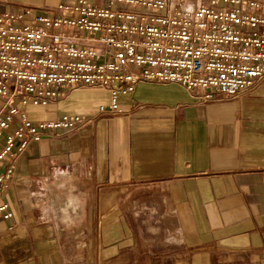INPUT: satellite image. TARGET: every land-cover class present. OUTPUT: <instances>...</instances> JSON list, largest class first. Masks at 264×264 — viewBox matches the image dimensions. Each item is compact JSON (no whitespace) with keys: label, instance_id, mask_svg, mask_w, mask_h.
<instances>
[{"label":"crops","instance_id":"obj_1","mask_svg":"<svg viewBox=\"0 0 264 264\" xmlns=\"http://www.w3.org/2000/svg\"><path fill=\"white\" fill-rule=\"evenodd\" d=\"M106 100L76 86L29 108L33 120L83 121L16 157L0 264H264V80L204 102L140 82L115 115L97 111Z\"/></svg>","mask_w":264,"mask_h":264},{"label":"built area","instance_id":"obj_2","mask_svg":"<svg viewBox=\"0 0 264 264\" xmlns=\"http://www.w3.org/2000/svg\"><path fill=\"white\" fill-rule=\"evenodd\" d=\"M264 80V0H64L0 10V218L13 163L46 131L83 117L33 120L76 86L98 87L99 113L140 82L175 83L197 101L238 97Z\"/></svg>","mask_w":264,"mask_h":264},{"label":"rangeland","instance_id":"obj_3","mask_svg":"<svg viewBox=\"0 0 264 264\" xmlns=\"http://www.w3.org/2000/svg\"><path fill=\"white\" fill-rule=\"evenodd\" d=\"M58 1H64V0H56V1L53 2V5L55 3H57ZM23 7H25V6H22V3L21 2H17V0H15V1H13V0H0V10L7 9V10L15 11V10L21 9ZM48 8H50V7H48ZM60 101H62V100H60ZM60 101H58V102H60ZM55 104L56 103H54L53 105H55Z\"/></svg>","mask_w":264,"mask_h":264},{"label":"bare ground","instance_id":"obj_4","mask_svg":"<svg viewBox=\"0 0 264 264\" xmlns=\"http://www.w3.org/2000/svg\"><path fill=\"white\" fill-rule=\"evenodd\" d=\"M29 110V109H28Z\"/></svg>","mask_w":264,"mask_h":264}]
</instances>
